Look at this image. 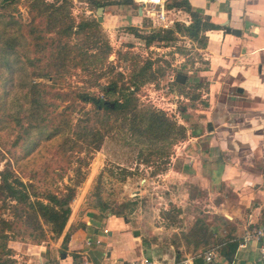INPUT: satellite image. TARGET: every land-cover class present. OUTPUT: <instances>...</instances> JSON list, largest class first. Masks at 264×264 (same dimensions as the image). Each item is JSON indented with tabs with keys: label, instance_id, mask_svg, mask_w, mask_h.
Returning <instances> with one entry per match:
<instances>
[{
	"label": "rangeland",
	"instance_id": "rangeland-1",
	"mask_svg": "<svg viewBox=\"0 0 264 264\" xmlns=\"http://www.w3.org/2000/svg\"><path fill=\"white\" fill-rule=\"evenodd\" d=\"M43 1L54 6L64 4V0ZM68 1L69 15L76 24L98 22L97 10L87 0ZM100 1L108 5L102 14L103 22L98 23L111 47L109 64L114 72L93 85L74 66L67 67L69 74L55 81V41L44 49L39 38H60L55 27L49 32L51 27L39 16L38 8H32L31 0L0 7V171L6 167L14 171L32 201L39 199L48 204L51 195L66 199L75 192L68 203L69 219L80 205L82 215L94 212L101 220L117 217L118 224L130 225L129 232L139 230L146 242L161 247L183 244L181 238L197 222L200 229L216 226V235L203 232L197 242L198 247L202 245L198 253L215 249L217 264L221 247L228 245L226 231L234 225L222 223V217L211 214L209 197L191 179L179 174L186 162L185 152L194 147L193 137L206 129L201 126L209 108L208 86L198 79L199 72L208 66L207 41L203 39L206 35L201 34L199 39L187 37L177 24L188 26L185 22L191 19L183 14L172 15L175 24L169 29L176 32L173 38L148 44L144 37L166 29L163 23L148 17L151 7L140 15L137 5ZM179 18L182 19L177 22ZM85 38L83 34L78 39L63 40L81 44ZM144 72L150 81L141 77ZM40 74L47 75L38 77ZM179 74L187 77L184 84L176 81ZM111 80L118 82L116 91L110 87ZM126 88L134 93L139 109L184 127L186 138L157 141L137 136L128 132L132 130L131 115L126 119L123 114L120 118L104 114L100 120L103 126L98 125L101 137L91 132L88 139L80 140L76 128L79 120H85L91 128L98 112L93 103L78 96L114 103L123 100ZM11 204L15 202L0 196V222L14 223L12 231H4L0 225V264H26L29 245H50L60 234H55L43 219L41 225L30 222L29 226L28 215L24 221L16 216L18 212L28 214L29 209L15 205L16 209ZM119 228L120 225L116 229ZM3 234L12 237L10 255L7 248L2 249ZM130 236L134 237L132 233ZM20 247L24 253L15 251ZM146 248V256H150V246ZM163 253L158 248L154 255L162 261ZM134 256L142 254L139 251Z\"/></svg>",
	"mask_w": 264,
	"mask_h": 264
},
{
	"label": "crops",
	"instance_id": "crops-1",
	"mask_svg": "<svg viewBox=\"0 0 264 264\" xmlns=\"http://www.w3.org/2000/svg\"><path fill=\"white\" fill-rule=\"evenodd\" d=\"M189 1L219 29L205 33L208 66L198 76L199 82L208 86L209 108L201 126L206 129L193 137L194 147L185 152L186 162L179 174L209 197L211 214L234 225L226 231V240L239 243L235 257L230 262L219 253L217 264H264L256 242L240 246L249 230L264 228V0ZM181 14L191 19L178 9L168 10V19ZM170 22L172 27L175 21ZM185 23L190 25L191 20ZM227 28L239 30L241 35L229 34ZM72 213L55 243L29 245L26 264H127L140 258L134 253L149 255L148 245L151 252L147 257L154 260L160 248L162 262L193 258L194 264H204L199 258L203 252L198 253L202 248L198 247L199 234L214 236L219 230L209 225L200 229L197 222L181 238L183 244L161 247L146 242L139 230L129 232L130 225L118 224L117 217L101 220L94 212L82 215L80 205ZM22 249L15 251L24 253ZM225 249L227 245L221 247Z\"/></svg>",
	"mask_w": 264,
	"mask_h": 264
},
{
	"label": "trees",
	"instance_id": "trees-1",
	"mask_svg": "<svg viewBox=\"0 0 264 264\" xmlns=\"http://www.w3.org/2000/svg\"><path fill=\"white\" fill-rule=\"evenodd\" d=\"M19 0H0V7L5 5H11L17 3ZM84 1V0H81ZM32 8L39 10V16L44 17L48 25L51 27L49 32L54 31L60 39L47 41L45 37L39 38L41 41L40 45L46 49L47 46L53 45L55 41V71L56 80L63 79L65 75L69 74L66 70L67 67L74 66L80 69L81 72L85 73L89 79L90 84H97L101 79L107 77L109 74L114 72V69L109 64V56L111 52V47L109 42L103 37L101 26L97 21H82L76 24L75 20L71 18V14L68 12L69 1L64 0V4L61 5H49L43 0H31ZM87 3L92 5L96 10L100 7L106 8L108 5L106 2L100 0H87ZM118 5L133 6L137 5L133 0H120ZM167 10H183L191 17V24L179 25L177 28L183 30L187 37L193 39H199L202 37L201 34L207 31L219 29V27L211 23L210 16L205 15L201 10H194L189 0H172L170 3L166 4ZM55 25V26H54ZM83 34H86V38L83 43L79 42L71 44L70 42H64L63 39H78ZM176 34L174 30L165 29L163 32L154 34L153 36L144 37L148 44L154 41H168L170 38ZM205 42L207 37H203ZM207 43V42H206ZM109 68V72H105V69ZM47 74H40L38 77H45ZM147 73L142 74L144 81H150L147 78ZM121 77V75H119ZM110 87L114 88L115 91L118 89V82L115 80L110 81ZM130 89L126 88V93L123 95L122 101H116L114 103H108L104 100L98 98H85L80 97L84 102L93 103L98 112L95 125L88 128L87 122L80 119L76 128H78L77 133L80 136V140H86L91 136V132H96V137H101V132L98 129V125L103 126V121H100L104 114H113L121 117L123 114L127 119L128 115H131V125L132 132L137 136H148L153 137L157 141L165 139H177L182 140L186 138V129L181 126H177L175 123L170 122L164 116L161 118L153 112H149L144 109H139L137 106V99L134 93L129 92ZM90 121V120H89ZM108 127V126H107ZM0 196L15 202V205L25 206L29 209V212H18L17 217H20L24 221L26 215L30 222L33 224L41 225V219L46 223L50 224L53 228L55 234H62L69 217L71 215V208L68 206L69 201L75 197V192H72L70 196L66 199L58 198L55 195H51L48 198V204L42 202L39 199L34 201L31 200L30 194L27 192V187L20 180V178L15 174L14 171L6 167L4 170L0 171ZM18 209L17 206H13ZM0 225L5 228L3 230L14 229V223L12 221L2 220ZM2 230V231H3ZM5 233V232H4ZM39 237H44L43 235ZM12 237L7 234L2 235V240H4V246L2 249H8L7 254L12 253V248L9 242ZM239 243L236 241L234 243H228L227 249L221 250L225 259L228 261H233L235 254L238 250ZM227 250V251H226Z\"/></svg>",
	"mask_w": 264,
	"mask_h": 264
},
{
	"label": "built area",
	"instance_id": "built-area-1",
	"mask_svg": "<svg viewBox=\"0 0 264 264\" xmlns=\"http://www.w3.org/2000/svg\"><path fill=\"white\" fill-rule=\"evenodd\" d=\"M135 4L144 8L151 7L152 10L148 11V17L153 21L163 23L164 28H169L170 21L168 19V10L166 9L167 0H133ZM250 242H256L259 245L260 260L264 261V228H252L243 238L241 247L246 246ZM89 244V243H88ZM204 264H215L217 253L214 249L205 251L199 256ZM129 264H194L193 258L180 260L179 262H162L154 260L153 258L143 256Z\"/></svg>",
	"mask_w": 264,
	"mask_h": 264
},
{
	"label": "water",
	"instance_id": "water-1",
	"mask_svg": "<svg viewBox=\"0 0 264 264\" xmlns=\"http://www.w3.org/2000/svg\"><path fill=\"white\" fill-rule=\"evenodd\" d=\"M104 11H105V8L104 7H100L98 10H97V14L99 15V18H98V22L99 23H102L103 22V16L102 14H104ZM143 13V8H140V14ZM229 22L226 23V25H228ZM227 32L229 34H234V35H237V36H240L241 35V31L239 30H234V29H231V28H227ZM187 80V77L185 75H182V74H179L177 75V78H176V81L178 83H181V84H184ZM135 235L136 236H139L140 235V232L137 231L135 232Z\"/></svg>",
	"mask_w": 264,
	"mask_h": 264
}]
</instances>
